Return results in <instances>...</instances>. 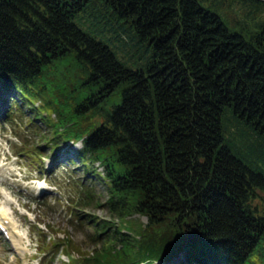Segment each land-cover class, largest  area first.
Masks as SVG:
<instances>
[{"label":"trees","instance_id":"1","mask_svg":"<svg viewBox=\"0 0 264 264\" xmlns=\"http://www.w3.org/2000/svg\"><path fill=\"white\" fill-rule=\"evenodd\" d=\"M15 93L118 217L68 264H264V0H0L1 117Z\"/></svg>","mask_w":264,"mask_h":264},{"label":"rangeland","instance_id":"2","mask_svg":"<svg viewBox=\"0 0 264 264\" xmlns=\"http://www.w3.org/2000/svg\"><path fill=\"white\" fill-rule=\"evenodd\" d=\"M17 96L18 99L13 100L12 117L0 116V134L7 132L17 138L19 145L14 148L15 153L31 169L38 171L41 176H47L49 182L58 189L56 192L42 191L39 197H29L27 201L26 207L29 214L23 219L29 229L28 235L36 245L37 255L32 259H39L40 264H65V261L59 257H66L67 261H70L71 258H79L83 252H91L92 248L98 244L92 237V226L85 221V213L115 222L118 221V217L112 215L102 205L80 206L78 204L79 195L75 183L79 178L77 176H85L86 168L75 155V151L79 148L73 145L79 144L81 147V141L62 143L60 155L55 161V155L49 145L52 128L45 118H34L31 115L33 108L31 109L29 103L24 101L20 94ZM0 101H3L1 97ZM37 103H39L38 100L33 102V105ZM18 105L21 106L20 109ZM41 110L42 115L47 111ZM47 112L51 117H55L53 110ZM94 164L96 169L103 173V163L95 161ZM92 173V170L88 172V175H91L88 179L92 183L93 192L104 200L108 194L106 181L104 177ZM33 204H35L34 208ZM132 216L146 221L145 215L135 213ZM13 243L9 235L5 237L4 233L0 232V264H20V257L17 255L18 247L14 248ZM13 257H15L14 262ZM152 264L166 263L154 261Z\"/></svg>","mask_w":264,"mask_h":264},{"label":"clouds","instance_id":"3","mask_svg":"<svg viewBox=\"0 0 264 264\" xmlns=\"http://www.w3.org/2000/svg\"><path fill=\"white\" fill-rule=\"evenodd\" d=\"M18 145L17 138L7 132L0 134V232L5 237L9 233L16 237L18 244L14 248L18 247L20 264H40L39 259H32L37 253L23 219L29 214L26 205L29 197H39L42 191L56 192L58 189L49 182L47 176H41L20 159L14 151ZM73 146L80 147L79 144ZM59 259L68 264L66 257L61 256ZM12 260L14 262L15 257Z\"/></svg>","mask_w":264,"mask_h":264},{"label":"bare ground","instance_id":"4","mask_svg":"<svg viewBox=\"0 0 264 264\" xmlns=\"http://www.w3.org/2000/svg\"><path fill=\"white\" fill-rule=\"evenodd\" d=\"M8 235H9L10 238L13 240V242H14L13 244H14V245L18 244V241H17L16 237H14L11 233H9Z\"/></svg>","mask_w":264,"mask_h":264}]
</instances>
